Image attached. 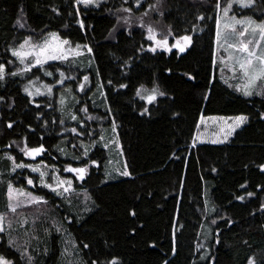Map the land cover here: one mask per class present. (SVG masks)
Returning <instances> with one entry per match:
<instances>
[{"label":"trees","instance_id":"1","mask_svg":"<svg viewBox=\"0 0 264 264\" xmlns=\"http://www.w3.org/2000/svg\"><path fill=\"white\" fill-rule=\"evenodd\" d=\"M225 3L221 0V7ZM149 4L156 0H145L139 10L133 0H100L99 7L77 6L75 0H0V63L8 73L0 81V173L5 181L0 183V212L12 220L11 235L27 249L32 264H109L114 258L118 264H246L251 256L257 264L264 260V171L259 167L264 165V95L246 97L218 74L216 0H160L158 12L163 16L149 11L143 18L158 33L166 35L170 27L177 36H192L185 53L171 54L148 50L152 42L139 18ZM122 8H132L127 24L123 18L129 14L118 11ZM239 11L264 20V0H255L252 8L234 3L230 14ZM201 15L203 21L197 19ZM81 18L84 29L77 22ZM17 20L25 26L19 27ZM47 31L91 47L87 54L102 85L103 108L81 97L73 100V113L66 115L58 94L34 99L24 94L25 83L37 74L49 83L60 80L61 72L68 79H79L84 73L70 59L10 75L21 68L11 46ZM47 70L53 75H44ZM76 80L66 84L75 88ZM142 85H158L164 95L149 104L136 95ZM84 108L87 113L81 111ZM71 114L83 128L70 119ZM201 115H245L248 120L227 143L193 146ZM72 128L87 129L91 136L86 132L76 137L66 131ZM106 128L111 130L107 134ZM111 132L130 173L115 180L107 176L110 153L100 141ZM25 139L28 147L43 144L46 154L35 161L24 157L19 149ZM81 143L89 146V155L74 161L73 156H82ZM9 144L11 148L6 147ZM6 154L18 163L35 165L42 160L54 166L61 177L73 180L75 191L66 198L27 185L25 178L37 180L38 173L28 169L10 173ZM89 160L99 166L89 168L83 181L63 171L67 165L83 167ZM8 180L37 193L47 204L8 213L4 201ZM22 217L29 223L21 227ZM7 239L0 233V254L27 264L9 248Z\"/></svg>","mask_w":264,"mask_h":264},{"label":"snow or ice","instance_id":"2","mask_svg":"<svg viewBox=\"0 0 264 264\" xmlns=\"http://www.w3.org/2000/svg\"><path fill=\"white\" fill-rule=\"evenodd\" d=\"M76 5H83L88 7L90 5H95L99 7L100 0H75ZM124 3H128V0H124ZM145 0H133L134 7L139 10L144 6ZM160 0H156V4H149L147 9L141 14L139 18L140 23L139 26L141 28H146V39L151 41L152 44L149 46L148 50L155 53L157 50H162L167 53H173V50H176L178 53H185L187 49L192 45V36L185 35H175L171 28L169 27L167 34L158 33L157 30L152 25H145L143 23V18L146 17L149 11L158 12V5ZM237 4L241 8H252L255 4V0H226V3L223 7H221V0H216L215 8L218 12L222 13V15L218 16L216 23V51H220L221 48L224 51L228 52L227 61L221 57V64L225 65L232 72V78L237 80L238 82L234 85L235 90L242 93L244 96L251 97L254 94L264 95V21L257 22L250 17H245L242 19L236 18V16H229L233 8V4ZM77 13H79V7L76 9ZM118 11H123L128 13L129 16L124 17V22L127 24L131 18L132 8H122ZM159 15L163 16L162 12H158ZM197 19L203 21L205 17L203 15L197 17ZM81 29L85 28L84 19L81 18L78 21ZM17 24L19 27L23 28L25 25L17 20ZM221 27H223V33L221 31ZM239 29V30H238ZM195 30V29H194ZM159 36H163V38H158ZM233 38L236 42L229 43V38ZM170 38L174 41L173 43H169ZM11 55L15 57L19 63L23 66L18 71H13L10 73L12 76L23 75L27 72H30L33 67L43 68L44 65L48 64L49 61H61L66 62L69 60L71 56L73 59L83 55L85 52L91 53V47L87 45H79L77 44L74 48L71 46V42L66 39H60L58 34L51 33L49 37L45 38L42 43L34 44L32 42V38L29 36L24 39L23 43L19 44L18 47L10 50ZM215 54V53H214ZM9 63H11L9 61ZM215 63V61H214ZM223 67L221 68V72H223ZM6 65L0 63V81H3L7 75ZM44 75L52 76V72H45ZM62 79L58 80L57 83H64V73H60ZM88 77H84V81L87 82ZM227 83V81H225ZM111 83V81H109ZM31 85H35V81H30ZM230 87H233L232 84H229ZM54 85H44L46 92L51 94L52 88ZM80 90H84V84H81ZM121 88H126L127 85L121 84ZM258 89H260L258 91ZM24 91L27 92L30 96L32 95H41L39 88H36L33 92L29 87H25ZM136 95L141 99L146 100L147 103L152 104L157 100L158 96H163L164 93L159 91L158 87H153L151 90L145 89L142 85L140 89L137 90ZM2 100V98H0ZM64 103V99L61 98V104ZM39 107V105H37ZM81 111L87 113V109H81ZM148 111L147 108L144 109L146 113ZM143 114V113H142ZM70 119L73 121H77L78 125L83 128V124L79 121L78 117L74 114L70 115ZM88 119H93L92 117H88ZM205 117L201 115L200 120L201 123L205 121ZM207 119H211L213 121L219 120L222 122V127L220 129L221 134L223 135V140H213V143H222L227 140L237 128L243 125L248 117L244 115H239L236 117H209ZM231 121V123H229ZM55 123V121H53ZM61 124L64 123L63 120L60 121ZM7 127L11 128L12 124L9 123ZM76 137H81L85 135L87 129L78 132L76 128L66 129ZM113 131H115V124L113 123ZM89 136H91L90 132H87ZM100 141H104V137H100ZM14 143V142H13ZM115 143V141H113ZM196 141H193V146H195ZM11 144L6 147L11 148ZM95 147V143L91 145ZM73 148H76L77 145H72ZM80 147L83 148L82 156H73L72 159L74 161H79L85 157H88L89 151L88 145L80 144ZM103 147L107 148L108 143H103ZM58 152L62 155H67L63 148L58 147ZM19 151L23 154L24 157L31 158L33 161L36 160L37 157H43L46 154L47 149L43 144H40L37 147H28L27 141H24V147L20 148ZM10 162V173H16L17 170L28 169L32 173H38V178L34 181L30 176L25 178L26 184L32 186L33 188H42L48 189L50 192L54 193L57 196H65L73 193L75 190L72 187L73 180H65L61 179L59 176V169H56L54 166H49L44 164L43 161L39 164L24 162H17L16 158L11 155H5L3 157ZM98 167L99 165L95 160H89L85 163L83 167H72L71 165H67L63 168V171L67 173L74 174V179H78L83 181L85 177L88 175L89 168ZM126 167V165H125ZM261 171H264V165L259 166ZM215 171V169H213ZM49 172L53 173L51 179L53 183H48ZM4 173H0V177H2ZM121 175H130L127 171L121 173ZM0 183H5V181L0 180ZM6 198H7V211L8 213L16 214L19 209L29 206H41L47 204V201L40 196H34L32 192H27L23 188H16L11 180L6 182ZM241 187H245L241 185ZM248 196H252V193H248ZM244 196H239L237 199L244 200ZM215 209H211L214 211ZM261 210L264 211V204L261 205ZM135 215V213H132ZM19 225L22 227L25 224H28L29 221L26 217H22L19 220ZM34 223V221H33ZM215 223V221H212ZM13 222L8 219L6 212H0V233H6L8 236L7 244L10 249H15L21 256V258L27 259V264H32V257L28 255L26 248H21L17 245L15 239L12 237L11 233L13 231ZM59 230V229H57ZM84 247H88L84 245ZM67 252V249H65ZM0 264H16L14 260L8 259L5 255L0 254ZM93 264H97V262L93 261ZM109 264H118L117 259H113L109 262ZM167 264V262H165ZM248 264H257L255 258H249ZM260 264H264V260L260 261Z\"/></svg>","mask_w":264,"mask_h":264},{"label":"rangeland","instance_id":"3","mask_svg":"<svg viewBox=\"0 0 264 264\" xmlns=\"http://www.w3.org/2000/svg\"><path fill=\"white\" fill-rule=\"evenodd\" d=\"M237 7H238V5H237ZM238 10H240V8ZM240 12L241 11L235 12L234 14H230L229 13V16L234 15L238 19H242V18H245V17H250L251 19H253V20L257 21V22L264 21V20H257L255 18H253L252 16H247V15H244L243 13L239 14ZM220 15H222V13H219V16ZM221 31L223 33V31H224L223 30V27H221ZM51 33L58 34L56 31H47L42 36H39V37L30 36V37L32 38V42L34 44H39V43H42L45 38L49 37V34H51ZM58 36H59L60 39H64L59 34H58ZM66 40H68V39H66ZM23 41L18 42V43H14L11 46L10 50L13 49V48L18 47L19 44L23 43ZM235 42L236 41L233 38H231V37L229 38V43H235ZM76 45L77 44L71 43V46L73 48ZM79 45H82V44H79ZM216 49H217V45H216V41H215L214 61H215L216 67H217L218 74L220 75V77L223 80V82L227 81L228 85L229 84H232L233 85L232 88L235 89L234 85L238 81L232 78V72H231V70H229L225 65H222L221 64V57H223L224 60L227 61L228 52L224 51L223 48H221V50L218 51V52L216 51ZM88 54H87V52H85L83 55H81L79 57H76L74 59L71 56L69 57L70 64L73 65L75 68H79L80 67L79 68L80 69L79 71L81 73H84V74H82V75L79 76V79L80 78L83 79L82 82L79 83L76 80V79H78L77 77H75V78H69V79L65 77L63 84H59V83H57V81L56 82H53V83H49V82H47L43 78L42 74H37L34 78H29L28 81L25 83V85L23 87L24 94L27 95V96H29L32 99L38 98V97H42V96H55L56 94H58L59 95V100L61 98L64 99V103L61 104V106H62L61 108H62L63 112L66 115L69 114L67 112L73 113V108H72L73 100L74 101L75 100H80L81 97L83 99L84 98L85 99H87V98L90 99L91 98L92 100L91 99L90 100L93 102L92 104L95 107H97V108L98 107H102L103 108L105 106V96H104V93H103L102 85L100 84L99 80L97 79V75H96V72H95V69H94V65H93L94 64L93 58L90 55H88ZM17 62L19 63L18 60H17ZM53 62H58V61H49V63H53ZM19 66L21 68L23 67L20 63H19ZM222 67L224 69L223 72H221V68ZM45 72H52V71L51 70H47ZM85 76L88 77L87 82L84 81V77ZM69 80H76L77 81V83H76L77 86L74 88V86H73L72 83L66 84L67 81H69ZM30 81H35V85L34 86L31 85L30 84ZM81 84H84V90L83 91H81L80 90V87H79ZM44 85H54V87L52 88L51 94H48L46 92V89L44 88ZM26 86L29 87L30 90H32L33 92L35 91L36 88H39L40 89V92L42 94L41 95H32V96H30L27 92L24 91V88ZM154 87H158L159 91L162 92V90L159 88L158 85H156ZM144 88L145 89H148V90H151L152 89V88H147V87H144ZM64 90H67L70 93V96H71L70 98H68V96L65 95V91ZM259 90L260 89H258V91ZM255 96L258 97L260 95L259 94H254L251 97H255ZM159 97L160 96H158L157 99ZM246 97H248V96H246ZM87 106L88 105H86L85 107H87ZM237 116H239V115H237ZM204 117L206 119H205V121L203 123H201V120L199 121L198 129H197V132H196V135H195V139H194L196 141L195 145H197V144H206V143H210V144L227 143L236 134V132L239 129H241L247 123V121H246L243 125H241V127L237 128L235 130V132L227 140H225L224 142H222V143H213L212 142L213 140H217V139L223 140V135L220 132V129L222 127V122L219 121V120L213 121V120L207 119V118H209V117H216V118H219V117H236V116L206 115ZM229 123H231V121H229ZM109 129L108 128L105 129V132H106L105 134H107L108 132L111 131ZM113 141H115V143H113ZM103 143H108V147L106 149L110 153L109 164H108V167H107V176H108V178L110 180H115V179H118L119 177L124 176V175H121V173L124 172V171H127V169L125 167L123 155L121 153V150H120V147H119L117 138H116V136H114V133L111 132L107 138L104 137V141L102 142V144ZM17 171H22V170H17ZM52 175H53V173L49 172L48 183H53V180L51 179ZM60 178L61 179H65V180H70V179L63 178L61 176H60ZM0 180H2L1 177H0ZM34 181H36V180H34ZM13 185L16 188H23V187L16 186L15 184H13ZM72 187H73V184H72ZM6 189H7V186H6ZM6 189H5V192H4L5 206L8 203L7 198H6ZM23 189L25 191H27V192H32V194L34 196H39L37 193H35V192L31 191V190H28V189H25V188H23ZM253 257L255 258L256 262L258 263V260H257V258L255 256H251L250 258H253ZM248 261H249V259H248ZM248 261H247L246 264H248Z\"/></svg>","mask_w":264,"mask_h":264}]
</instances>
